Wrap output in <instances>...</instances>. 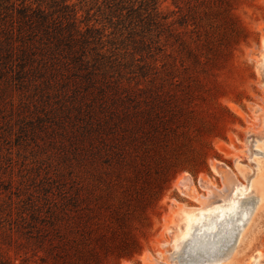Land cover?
<instances>
[{
    "label": "trees",
    "instance_id": "16d2710c",
    "mask_svg": "<svg viewBox=\"0 0 264 264\" xmlns=\"http://www.w3.org/2000/svg\"><path fill=\"white\" fill-rule=\"evenodd\" d=\"M76 1L0 0V104L27 107L20 139L65 150L42 198L2 227L0 264L31 241L49 264L138 254L173 177L205 166L196 102L216 97L215 71L246 39L241 0Z\"/></svg>",
    "mask_w": 264,
    "mask_h": 264
},
{
    "label": "rangeland",
    "instance_id": "374dc122",
    "mask_svg": "<svg viewBox=\"0 0 264 264\" xmlns=\"http://www.w3.org/2000/svg\"><path fill=\"white\" fill-rule=\"evenodd\" d=\"M69 2L77 3L76 0ZM161 9L163 12L171 11L173 9L171 0H162ZM233 15L243 28L246 39L235 47L223 67L215 71L219 89L216 97L212 95L206 102H196L195 113L201 120L197 125L204 134L202 138L195 140L192 146L196 151H201L206 144L209 145L205 166L194 174L182 171L173 177L164 196L149 212V227L138 235L142 245L138 254L127 259H110L104 264H145L144 261L148 262L150 257L160 264H192L195 263L194 260H198L186 256L187 240H184L182 245L175 243L179 235L197 228L195 211L201 207L199 202L182 194L177 189L176 182L174 186V180L180 174L188 176L186 179L192 181L195 188L190 183L191 188H194L199 196H207L206 199L209 201L207 207L221 202L219 205L225 208L223 214L229 212V208L236 202L242 210L250 206L253 211L256 206V193L250 196L243 189L230 199L227 195L230 194L228 187L225 186L227 182L231 184L240 182L245 186L248 184L257 166L255 162H251L250 157L257 160L256 142L264 139V66H261L260 61L264 57V43L261 44L264 38V0H241L234 7ZM249 51L255 52L249 56ZM211 87L206 86L205 92ZM248 106H251V111ZM21 107L23 105L19 104L15 96L6 106L0 104V233L7 230V227H2L9 223V218L16 220V204L20 206L28 203V199L39 201L42 198L43 191L47 189L48 176L61 165L65 151L58 142L52 148L50 138L44 134L33 139H20L24 136L18 135L19 127L31 120L28 114L22 115V111L28 110L27 107ZM211 162L221 163L229 172L221 168L220 178L212 172ZM199 176H202L214 190L212 194H209L206 188H204L206 192L199 188L197 185ZM178 208L180 211L174 216L178 219L175 222L173 219L170 221L175 228L174 232L166 230L164 218L169 211ZM187 212H193V216L189 217ZM262 214L264 216V212ZM210 217L211 215L207 216ZM208 224L205 223L206 226ZM240 232L241 230L235 235L233 242L225 247L226 250L223 249L221 259L210 264L219 261L220 264H248V258L254 250L262 254L261 263L264 264V226L250 233L246 247L242 251L234 252ZM31 238L36 240L37 235ZM4 249L8 250L7 254L14 264H49L45 253L37 250L33 241L30 242L25 257L26 251L19 250L14 243L6 245Z\"/></svg>",
    "mask_w": 264,
    "mask_h": 264
},
{
    "label": "bare ground",
    "instance_id": "6f19581e",
    "mask_svg": "<svg viewBox=\"0 0 264 264\" xmlns=\"http://www.w3.org/2000/svg\"><path fill=\"white\" fill-rule=\"evenodd\" d=\"M256 143L258 146V148L256 149L257 153H260L261 155L255 153V156H257V160H253L250 157L251 162H255L257 166L256 172L254 173L253 177L249 179L248 184L245 186L240 182L233 184L225 182V187H228V191L230 193L227 195L230 196V199L234 198V196H237L238 192L242 191L243 189H245V192L250 196L253 195V193L257 194V202L253 211H251L250 206L242 210L239 204L236 202L229 208V212L223 214L225 208H221V205H219L221 204V202L214 203L212 207H207L206 204L209 203V201L206 199L207 196H199L196 193L195 189L191 188V182H189L187 179L185 180L187 187L183 191L182 189H180L176 181V187L182 194L193 199L194 201L199 202V204L201 205V207H199L195 211L197 213V221L195 222L197 228H193L195 229L194 231H188L189 233L186 232L184 233V235H179V239L175 242L181 244L184 240H187V250L190 249L197 252L198 254L203 255V257L199 258L198 260H194L195 263L191 262L192 264H210L213 261L220 260L221 254L222 252H224L223 249L226 250V248L228 247L227 245L233 242V239L239 232V230H241V232L238 234L239 236L234 252L242 251L246 247L250 233H253L260 226H264V216L262 214L264 212V139H259ZM204 188H206L209 194H212L214 192V190H212L206 182L204 184ZM236 191L237 193L235 194ZM211 210L213 211L211 212ZM177 211L179 212L180 208H178ZM177 211L175 214H173L172 219L177 214ZM187 213L188 216L190 215L189 217L193 216V212ZM213 213L214 215H212ZM208 215H211V217L207 218ZM189 222L191 223L192 219ZM205 223H209L208 226H206ZM261 255L262 254L258 250H254L248 258V264H263L261 263ZM147 261L149 262V260ZM144 262L145 264L148 263L146 262V260ZM220 262L221 261L215 264H220Z\"/></svg>",
    "mask_w": 264,
    "mask_h": 264
},
{
    "label": "water",
    "instance_id": "95a60500",
    "mask_svg": "<svg viewBox=\"0 0 264 264\" xmlns=\"http://www.w3.org/2000/svg\"><path fill=\"white\" fill-rule=\"evenodd\" d=\"M262 42L264 43V38H262V40H261V44H262ZM255 51H249L248 53H249V56H251L253 53H254ZM258 54V56H259V53H257ZM261 66H264V57L262 58V60H261ZM248 109L251 111V106H248ZM210 168H211V170H212V172L214 173V174H217L220 178H221V173H222V171H221V168H223V169H225V170H227V168L224 166V165H222L221 163H219V162H211V164H210ZM228 171V170H227ZM229 172V171H228ZM188 176L186 175V174H180L175 180H174V183L177 181V183H178V185H179V187H180V189H182L183 191L185 190V188L187 187L186 186V182H185V180H186V178H187ZM191 181V180H190ZM221 182H222V184H223V181H222V179H221ZM191 184H192V186L194 187V185H193V183H192V181H191ZM204 184H205V179L202 177V176H199L198 177V179H197V185L199 186V188H201L202 190H204L205 191V189H204ZM195 188V187H194ZM206 192V191H205ZM176 211L177 210H171V211H169V213H168V215L164 218V222H165V229L166 230H169V231H171V232H174V230H175V228H174V226H172L171 225V219H172V217H173V214H175L176 213ZM185 211V210H184ZM180 214V213H179ZM173 220H174V222H175V220H176V218H173ZM187 252H186V256H189V258H192V259H199V258H201V257H203V255L202 254H198L197 252H195V251H192V250H186ZM150 260H149V264H160V263H157V262H155L151 257L149 258Z\"/></svg>",
    "mask_w": 264,
    "mask_h": 264
}]
</instances>
